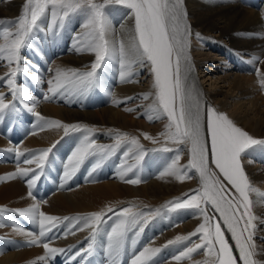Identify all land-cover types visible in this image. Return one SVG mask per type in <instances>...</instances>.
<instances>
[{"label": "bare ground", "instance_id": "1", "mask_svg": "<svg viewBox=\"0 0 264 264\" xmlns=\"http://www.w3.org/2000/svg\"><path fill=\"white\" fill-rule=\"evenodd\" d=\"M26 0H0V28L10 27L22 15ZM187 13V23L191 26L190 49L193 71L188 83L194 84L200 95L205 136L209 146V167L216 172L231 192V185L211 161L210 137L207 134V108L225 113L238 127L251 136L264 139V89L258 83L256 69L264 73V0H183ZM112 31L109 40L123 41L127 47L134 35V18L129 9L120 4L109 3L105 8ZM87 17L80 12L65 18L63 25L52 23L51 8L39 21L28 46L21 49L19 66L27 69L17 74L18 86L24 87L29 97L35 98V110L29 111L33 102L26 98L28 108L19 100L16 111L7 110L0 119V207H6L11 221L0 223V264H83L86 256L96 254L97 264H132L136 255L146 247H159L160 253L154 257L155 264H193L204 260L203 249L194 253L191 259L176 261L175 255L199 237H191L184 245L164 247L167 241L177 235L194 232L203 217L195 210H171L163 207L176 198L185 199V194L194 195L199 189V173L186 168L190 159L189 145L173 144L165 141L161 133L168 123L166 116L149 120V108L156 101L154 74L151 65H133L131 76L120 79L118 60H106L97 70L95 85L87 90L61 89L51 92L49 81L53 80L57 69H75L79 72L91 70L95 54L77 51L78 38L84 33ZM199 34V36H197ZM2 43V39H0ZM258 57V60H254ZM16 67L13 63L11 66ZM9 72L6 60L0 59V78ZM33 75L39 80H34ZM209 86H208V85ZM0 93L5 100H13L6 80L0 79ZM144 94L148 98H144ZM50 98H45V97ZM114 101H117L114 103ZM128 109H131L129 111ZM49 120H59L63 124L86 125L91 132L65 133L62 127L48 126L35 113ZM43 129V130H41ZM119 134L136 137L143 146V159L137 161L138 150L133 148L129 156L124 152L133 147L129 143L111 153L96 152L89 156L67 180L64 178L68 157L85 136L97 145L111 146ZM144 133L157 143L146 139ZM167 147L172 151H160ZM51 148L39 180L29 189L28 176L8 178L18 167L37 168L35 163L24 164L25 159L38 156L40 151ZM11 149H19L23 156H17ZM153 149H157L153 151ZM179 155L178 164L186 178L177 179L172 175H162L172 160ZM242 164L253 186L264 191V148L257 147L242 156ZM131 168L124 179L120 173ZM139 179L140 183H128ZM31 191L32 196H29ZM253 212L257 216L253 241L256 245V259L264 261V203L259 202L255 193ZM41 203V210L57 217H69L41 239L39 244H29L31 237L14 229L21 227L25 232L39 235V226L19 215V211L34 202ZM46 201V202H45ZM111 207L112 211H108ZM124 208H131L141 217H147L143 231L137 236L139 227L130 228L125 235L123 249L117 256L109 247V234L122 218ZM157 210H159L157 212ZM92 212H103L95 237L85 227L83 220L75 218ZM209 215L221 223L225 237L233 254L239 252L231 233L223 224L219 213L208 207ZM43 243L50 247L64 249L50 255L46 261L37 258L45 255ZM91 249L89 250V245ZM80 252L79 256L76 253Z\"/></svg>", "mask_w": 264, "mask_h": 264}, {"label": "snow or ice", "instance_id": "2", "mask_svg": "<svg viewBox=\"0 0 264 264\" xmlns=\"http://www.w3.org/2000/svg\"><path fill=\"white\" fill-rule=\"evenodd\" d=\"M109 3L123 5L130 10L134 18V35L127 47L123 41L108 39L112 28L105 14V8ZM182 5L183 0H26L23 13L18 20L9 22L10 27L0 28V39H2L0 59L6 60L9 65V72L0 79L6 80L13 97V100L6 101L4 94L0 93V119L5 111L17 110L13 102L15 100H19L25 108H28L25 100L26 98L31 99L33 105L29 111L35 110V98L29 97L27 90L16 84L15 78L19 72L27 71L26 68L21 69L19 66L21 49L28 46L33 32L39 28V21L49 8H51L53 25L59 22L62 26L65 18L70 14L83 13L87 17L83 26L85 31L82 37L78 38L79 47L76 50L94 53L95 61L91 64V70L86 72H79L75 69H57L55 77L49 81L51 86L49 91L55 93L61 89L87 90L93 87L98 79L97 70L104 65L106 60H118L122 81L131 76L133 65L150 64L154 74L156 101L149 108L152 114L148 118L152 120L161 116L167 117L166 130L161 135L165 137V141L190 146V159L185 167L195 169L199 173L201 184L200 188L195 190L194 195L185 194V199L176 198L163 206H170L174 211L195 210L203 217V222L194 232L188 235H177L174 239L167 241L164 247L184 245L185 242L191 241V237L198 235V243L192 242L191 246H185L173 259L176 261L191 259L194 253L203 249L206 258L194 261L193 264H238L221 223L215 221L213 215H209L208 207L211 206L215 213H219L223 224L231 233L242 264H264V261L256 259L257 251L253 236L256 229L255 221L258 218L253 212L254 202L251 196L255 193L259 202L264 203V191L251 184L242 164V156L250 150L257 147L264 148V139L251 136L238 127L225 113L217 112L211 106L207 108L206 129L210 137L211 161L219 173H222L224 180L235 190L234 193L231 192L217 173L209 167V146L205 136L200 95L195 85L188 83L189 74L193 71L189 55L191 26L187 23V13ZM3 23L0 21V25ZM258 59L254 57V60ZM13 63L16 64L15 68L11 67ZM256 71L259 76L258 83L264 89V73L259 69ZM32 78L39 80V77L35 75ZM148 95L150 94H144V98L147 99ZM128 110L131 111V109ZM35 115L50 127H62L65 133L79 131L81 128L87 132L94 130L86 125L63 124L59 120H49L38 112ZM144 137L157 143L147 133H144ZM125 142L133 146L124 152L125 157L129 156L135 148L138 150L136 160L143 159V146L136 137L129 139L127 134L118 133V139L114 145L101 146L85 136L68 157V163L65 165V180L69 179L89 156L96 152H114ZM51 150V148L43 149L38 156L33 155L32 159L24 160L26 165L35 163L36 169L18 167L15 173L9 174L8 178L25 177L31 173L32 178L27 181L31 189L39 180L37 172L42 171ZM156 150L153 149V151ZM159 150L172 151L167 147ZM11 151L16 152L17 156L24 155V152L19 149H11ZM178 161L179 155L172 160L162 175H172L180 180L185 179L186 173L181 171ZM129 171L131 168L121 171L120 178L124 179ZM127 182L138 184L140 180L137 178ZM29 196H32L31 191H29ZM9 211L6 207H0V223L5 220L15 223L11 215H6ZM12 211H19L20 216L39 226V235L25 232L18 225L14 229L20 234L31 237L28 240L29 244H39L41 239L57 228L60 223L70 219L46 214L41 210V203L38 201L25 209ZM108 211H112V208L109 207ZM120 215L122 218L112 228L108 237L109 247L117 256L123 249L126 232L132 227H139L136 233L138 236L143 231V224L148 222L147 217H141L131 208H124ZM102 216L103 212H92L75 219L77 222L83 220L84 226L91 230V236L94 238ZM43 248L45 255L37 258L40 261H46L50 255L64 251V249L50 247L49 243H43ZM161 251L159 247H146L134 257L132 264H155L154 257ZM79 255L80 252H77L76 256ZM30 264H36V261ZM114 264H118V261H114Z\"/></svg>", "mask_w": 264, "mask_h": 264}, {"label": "rangeland", "instance_id": "3", "mask_svg": "<svg viewBox=\"0 0 264 264\" xmlns=\"http://www.w3.org/2000/svg\"><path fill=\"white\" fill-rule=\"evenodd\" d=\"M208 85V84H207ZM209 86V85H208Z\"/></svg>", "mask_w": 264, "mask_h": 264}]
</instances>
